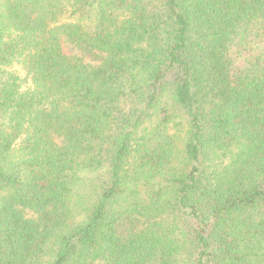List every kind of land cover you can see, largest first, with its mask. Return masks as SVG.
Returning a JSON list of instances; mask_svg holds the SVG:
<instances>
[{"label": "trees", "instance_id": "1", "mask_svg": "<svg viewBox=\"0 0 264 264\" xmlns=\"http://www.w3.org/2000/svg\"><path fill=\"white\" fill-rule=\"evenodd\" d=\"M0 264H264V0H0Z\"/></svg>", "mask_w": 264, "mask_h": 264}, {"label": "rangeland", "instance_id": "2", "mask_svg": "<svg viewBox=\"0 0 264 264\" xmlns=\"http://www.w3.org/2000/svg\"><path fill=\"white\" fill-rule=\"evenodd\" d=\"M63 48H64V52L67 54V55H73L75 53V50L73 49V47H71L70 45L68 44H64L63 45Z\"/></svg>", "mask_w": 264, "mask_h": 264}]
</instances>
